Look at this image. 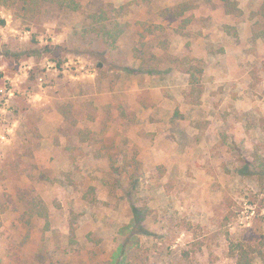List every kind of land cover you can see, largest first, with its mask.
Listing matches in <instances>:
<instances>
[{
  "label": "rangeland",
  "instance_id": "1",
  "mask_svg": "<svg viewBox=\"0 0 264 264\" xmlns=\"http://www.w3.org/2000/svg\"><path fill=\"white\" fill-rule=\"evenodd\" d=\"M238 1L242 16L0 0V264H236L263 246L264 0ZM163 39L202 67L199 100L188 73L144 60Z\"/></svg>",
  "mask_w": 264,
  "mask_h": 264
},
{
  "label": "trees",
  "instance_id": "2",
  "mask_svg": "<svg viewBox=\"0 0 264 264\" xmlns=\"http://www.w3.org/2000/svg\"><path fill=\"white\" fill-rule=\"evenodd\" d=\"M12 0H5L2 1L3 3L9 4ZM23 2L22 8L24 10H34L39 9L41 5H45L48 3L57 4L59 6H63L64 2L66 0H21ZM68 4H71L70 2L74 0H67ZM222 2L223 8L228 14H233L235 16H242L244 14V10L240 6V3L238 0H220ZM12 3V2H11ZM13 4V3H12ZM79 6V5H78ZM189 5H182L181 6V13L178 15H183V13L188 9ZM260 16L262 19H264V6L260 9ZM4 22V20L2 21ZM234 34L236 30L235 27ZM231 33V31H228ZM154 34V33H152ZM151 34V35H152ZM153 40V37H149L148 35H143L141 38V48L136 47V50L139 52L140 56H143L144 54H150L152 51L150 49L151 46H149V43ZM158 52H154L152 55H149V58L143 57L145 61L148 63H151L153 67L157 66V63L160 61L168 62L169 64L176 66L178 69H180L184 73H188L190 76V83H191V94L193 97L196 96L197 100H199L202 89H201V76L203 73V69L200 66L194 65L191 63V61L188 59L186 55L183 57L175 56L171 52H169V44L168 42L163 39L158 42ZM145 47V49H144ZM195 91H198L195 93ZM63 115L65 116V119L70 125V128H76L77 134L81 135L84 133L83 130H81L78 127L77 119L74 117V115L71 112L70 108H63L62 110ZM84 137V135H82ZM30 209L32 211V214L34 213L33 210L37 211V214H39L42 217L47 218L46 212L44 211V207L40 204L36 203H30ZM263 246L257 245L255 247H252L249 245L247 247L246 245L240 244L238 251L236 252L237 255V263L236 264H254L257 257L261 258L262 264H264V242L262 243Z\"/></svg>",
  "mask_w": 264,
  "mask_h": 264
}]
</instances>
